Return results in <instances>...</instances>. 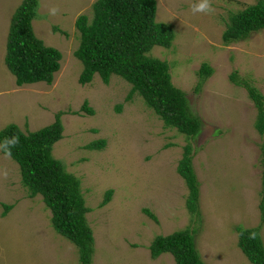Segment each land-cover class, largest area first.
<instances>
[{
    "label": "rangeland",
    "instance_id": "374dc122",
    "mask_svg": "<svg viewBox=\"0 0 264 264\" xmlns=\"http://www.w3.org/2000/svg\"><path fill=\"white\" fill-rule=\"evenodd\" d=\"M23 1L0 0V133L12 124L25 134L38 132L62 114L63 138L53 154L82 182L96 245L91 264H176L171 254L152 258L149 245L184 229L195 235L205 264H252L238 246V228L261 227L264 242V136L255 128L253 101L230 75L237 72L264 94V30L230 45L222 36L230 16L258 0H212L211 15L193 14L199 0H157V21L171 25L176 37L169 49L156 46L150 54L169 62L173 84L200 119L201 131L191 139L165 127L141 96L127 101L132 85L121 77L112 76L109 85L98 74L87 85L79 82L84 66L74 54L80 43L75 22L91 16L97 0H39L34 32L62 53L61 69L51 84L18 86L6 56ZM53 8L58 11L50 15ZM204 64L214 73L199 86ZM85 102L95 115L83 109ZM97 140L106 141L102 150L86 149ZM187 144L200 182V219L187 208L189 190L177 172ZM109 189L112 200L100 208ZM3 204L13 206L7 215ZM51 219L43 197H29L18 163L0 149V264H82L78 247Z\"/></svg>",
    "mask_w": 264,
    "mask_h": 264
},
{
    "label": "trees",
    "instance_id": "16d2710c",
    "mask_svg": "<svg viewBox=\"0 0 264 264\" xmlns=\"http://www.w3.org/2000/svg\"><path fill=\"white\" fill-rule=\"evenodd\" d=\"M38 7L39 0H24L12 19L6 63L15 75L18 86L39 82L51 84L54 75L61 69L62 53L54 47L45 46L35 35L33 20L38 17ZM92 7L91 16L82 14L75 22L80 43L74 54L84 66L79 82L87 85L98 74L104 84L109 85L112 76H119L132 85L127 101L139 95L162 119L165 127L175 128L189 139L198 136L201 131L200 119L191 112L186 93L173 84L169 62L150 54L156 46L169 49L176 37L171 25L157 21V0H97ZM262 30L264 0H258L256 4L230 16L222 40L225 45H230L245 41ZM213 73L211 66L202 65L199 86ZM230 80L246 89L257 109L255 128L264 136V94L247 79L240 78L237 72L230 75ZM83 109L89 115H95L88 102H85ZM118 111H121V107ZM61 117L62 114L58 113L51 126L30 134L23 133L17 125L12 124L0 133V144L6 137L19 136V144L11 149V158L20 167L21 180L29 191V197H43L52 212L53 228L78 247L82 264H91L96 245L93 229L87 219L91 209L86 206L82 182L68 172L66 165L53 154L54 145L63 138ZM105 145V140H97L87 145L86 149L102 150ZM262 149L260 167L264 187V146ZM193 151L190 144L185 146L177 172L189 190L187 208L200 219V182L193 165ZM113 195V189L107 190L100 208L108 205ZM3 207L4 215L13 208L7 204H3ZM260 208L264 222V199ZM144 212L158 221L149 209H144ZM195 229L193 227L197 234ZM253 232L257 234L254 240L249 239ZM238 234V246L247 259L252 264H264L261 227L238 228ZM195 238L189 229L157 236L149 245L151 257L157 259L162 254H171L176 264H205Z\"/></svg>",
    "mask_w": 264,
    "mask_h": 264
},
{
    "label": "clouds",
    "instance_id": "9594fccd",
    "mask_svg": "<svg viewBox=\"0 0 264 264\" xmlns=\"http://www.w3.org/2000/svg\"><path fill=\"white\" fill-rule=\"evenodd\" d=\"M58 9L53 8L50 10V15H55L57 13ZM191 11L193 14L196 13H203L206 15H211L215 9L212 6V0H199L198 3L191 6ZM15 77V76H14ZM197 137V136H196ZM19 136L13 135L12 137H6L2 144H0V149H2L5 153V158H11L12 151L11 149L16 147L19 144ZM3 176L4 178H7L8 171L5 169L3 170ZM257 234L255 232L251 233L249 235V239H256Z\"/></svg>",
    "mask_w": 264,
    "mask_h": 264
}]
</instances>
